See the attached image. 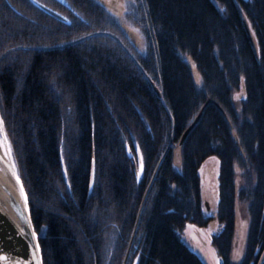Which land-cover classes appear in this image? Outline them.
<instances>
[{"label":"trees","instance_id":"16d2710c","mask_svg":"<svg viewBox=\"0 0 264 264\" xmlns=\"http://www.w3.org/2000/svg\"><path fill=\"white\" fill-rule=\"evenodd\" d=\"M139 2L144 54L96 0H0V115L44 264H205L180 232L215 218L211 156L221 264H264V0Z\"/></svg>","mask_w":264,"mask_h":264},{"label":"rangeland","instance_id":"374dc122","mask_svg":"<svg viewBox=\"0 0 264 264\" xmlns=\"http://www.w3.org/2000/svg\"><path fill=\"white\" fill-rule=\"evenodd\" d=\"M103 3L107 9L113 13L120 25V31L128 38V41L144 54L148 51V41L146 39L143 25H139L136 8H140L139 0H96ZM121 34V33H120ZM243 91L240 96L243 95ZM139 155V177L143 174V157L138 149ZM142 163V168H141ZM220 159L218 156L209 157L200 169L201 188L203 197V211L206 215L215 217L207 226H198L188 223L185 229L180 232L183 242L195 252L205 264H221V258L213 245L212 236L223 229V224L216 218L219 203L220 187ZM93 182V180H92ZM237 182H241V176L237 177ZM249 225V215L247 203H239L236 216V233L233 249V260L238 261L243 254L247 229ZM239 254V255H237ZM264 259V254L262 260Z\"/></svg>","mask_w":264,"mask_h":264},{"label":"water","instance_id":"95a60500","mask_svg":"<svg viewBox=\"0 0 264 264\" xmlns=\"http://www.w3.org/2000/svg\"><path fill=\"white\" fill-rule=\"evenodd\" d=\"M155 88L162 96V92L157 87ZM205 106L206 104L184 133L182 141L199 121ZM4 133L6 130L0 115V141H4ZM6 143H10L8 136L4 143H0V255L7 256V259L0 260V264H44L39 235L30 211L29 198L26 207L18 182L12 174V149L10 155L5 156ZM15 170L18 171L16 165ZM19 178L27 193L20 175ZM33 227L36 235L30 234ZM127 258L128 255L124 264H126Z\"/></svg>","mask_w":264,"mask_h":264},{"label":"snow or ice","instance_id":"6c2138e0","mask_svg":"<svg viewBox=\"0 0 264 264\" xmlns=\"http://www.w3.org/2000/svg\"><path fill=\"white\" fill-rule=\"evenodd\" d=\"M6 140H7V135H6V133H4V141H0V143H4ZM10 153H11V145H10V143H6L5 144V156H9ZM11 168L13 169V173L12 174L15 176V178H16V180L18 182L21 196L23 197L25 206L27 207L28 196H27V193L24 190L22 181H20L19 173H18V171L15 170V159L14 158H12V160H11ZM141 168H142V163H141ZM30 234L31 235H36L34 227L31 230ZM37 247H38V245H37ZM237 255H239V254H237ZM5 259H7L6 255H0V260H5Z\"/></svg>","mask_w":264,"mask_h":264}]
</instances>
